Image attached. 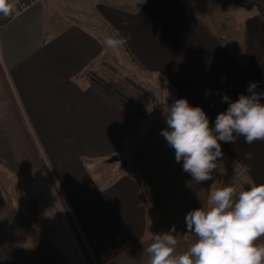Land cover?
<instances>
[{
  "label": "crops",
  "instance_id": "0c3cea01",
  "mask_svg": "<svg viewBox=\"0 0 264 264\" xmlns=\"http://www.w3.org/2000/svg\"><path fill=\"white\" fill-rule=\"evenodd\" d=\"M53 1L66 8L60 17L46 23L49 7L34 0L17 12L19 29L14 25L15 30L0 35V163L10 176L23 179L37 226L57 246L63 262L20 244L0 251V264H102L115 255L107 264H148L146 249L153 237L138 187L127 169L119 173L121 162L108 159L129 151L156 118L132 154L159 210L153 234L173 226L183 234L186 214L208 209L212 180L196 184L183 171V161H175L174 149L160 135L167 128L163 114L137 121L75 78L103 65L136 84L128 75L139 70L171 92L152 112L159 103L164 111L165 105L186 99L201 107L214 127L217 114L228 107L221 94L234 102L239 94L248 95L249 82L262 79L252 76L253 56L241 39L252 24V2ZM120 36L131 37L120 51L105 44L107 37ZM221 149L238 167L251 169L244 178L234 177L235 182L264 184V141L247 145L241 137L235 144L221 142ZM84 159L93 163L86 166ZM233 179L222 188L233 186L238 193ZM2 196L0 187V210ZM196 239L179 241L176 254ZM256 244L264 245V236Z\"/></svg>",
  "mask_w": 264,
  "mask_h": 264
},
{
  "label": "clouds",
  "instance_id": "9594fccd",
  "mask_svg": "<svg viewBox=\"0 0 264 264\" xmlns=\"http://www.w3.org/2000/svg\"><path fill=\"white\" fill-rule=\"evenodd\" d=\"M11 0H0V16L8 18L14 11ZM131 37H107L105 44L118 49ZM226 78L222 77L221 82ZM258 82H249L248 95L239 94L233 102L221 94L228 107L218 113L214 127L201 107H192L186 99L166 106L163 117L167 128L160 131L175 151V161H183L182 169L199 184L213 179L212 172L222 160L221 142L235 144L239 138L247 145L264 141V92H257ZM208 96V93H205ZM251 159L252 154L246 153ZM247 173V165H239ZM210 207H200L185 216L186 231L151 234L147 247L148 264H264V245L256 241L264 236V184L250 186L237 193L233 186L216 190L210 197ZM175 233V234H174ZM188 249L176 254V245L191 241Z\"/></svg>",
  "mask_w": 264,
  "mask_h": 264
},
{
  "label": "trees",
  "instance_id": "16d2710c",
  "mask_svg": "<svg viewBox=\"0 0 264 264\" xmlns=\"http://www.w3.org/2000/svg\"><path fill=\"white\" fill-rule=\"evenodd\" d=\"M32 1L34 0H11L15 5V9L8 18L0 16V27L7 25L18 11ZM75 79H82L85 81L88 86L98 92L102 97L137 121H146L154 109L155 105L152 97L147 94L142 87L119 75H115L110 69L103 65H94L76 76ZM155 120L156 118L154 117L129 151L124 155L117 156L118 161L121 162L119 173L121 170L127 169L128 176L134 180L138 187L141 205L146 212V224L149 234H153L154 232L155 224L159 218V210L146 180L132 162V154L146 139ZM222 152L224 154L223 156L230 164L219 167L216 170L208 195V208L210 207L209 201L211 195L216 190L222 188L224 181L228 180V178L233 179L235 177L234 179H236L235 174L229 167L230 165L236 168L241 177H245L244 172L240 170L232 158L228 157L224 151ZM92 163V160L84 159V164L86 166ZM234 179L233 182L239 190L244 189L246 185L249 186L248 179L241 180L238 183L235 182ZM0 187L5 199V205L0 210V251L10 250L20 244H26L35 251L51 254L59 263H62V257L57 246L49 241L37 226V218L31 209L26 188L21 185L18 189V204L14 206L13 202L8 197L7 189L1 181ZM151 234L150 236H152ZM114 257L102 264H107L109 261L113 260Z\"/></svg>",
  "mask_w": 264,
  "mask_h": 264
},
{
  "label": "rangeland",
  "instance_id": "374dc122",
  "mask_svg": "<svg viewBox=\"0 0 264 264\" xmlns=\"http://www.w3.org/2000/svg\"><path fill=\"white\" fill-rule=\"evenodd\" d=\"M17 1V0H16ZM253 5V9L251 11L252 16V24L249 29H246L243 34H241V39L244 41V46L249 48V51L251 52L253 56V66H252V76L254 78H258V76H261V82H259L258 79H255L254 82H258V87L264 88V0H250ZM57 2V1H56ZM59 5H56V3L53 0H40L39 6L43 7L48 6L49 8L45 11V20L46 23L51 21L55 17H60L62 14L61 10L65 9L61 3L57 2ZM69 6V3L67 4ZM18 13L15 14V18H13L11 21L12 24H9L8 28H2L0 27V35L1 38L4 34H7L9 32H12L16 28H12L14 25L17 26L19 29L20 25L18 22V19L16 18ZM256 18L259 20V23L257 22L258 29H255L256 23H254V20ZM25 20V18H24ZM10 21V22H11ZM65 21L60 20L59 24L65 25ZM68 23V22H67ZM118 51L119 48L117 49ZM135 69V68H134ZM113 72V71H111ZM115 75H117L115 72H113ZM132 80L137 81L136 84L141 86L146 90V92L152 97V100L154 102V105H156L158 102L165 103L169 99L168 96L171 95V92L168 90V87L163 84L159 79H155L153 76L142 74L141 71L136 70L130 71V74L128 75ZM168 99H167V98ZM167 105H165L166 107ZM157 109L154 110L151 114V119L158 115L163 114L164 111H160L162 109V105L159 103L156 107ZM165 109V108H164ZM163 109V110H164ZM150 119V120H151ZM27 126L29 124L27 123ZM224 163L230 164L226 159H223ZM110 167V166H109ZM108 167V168H109ZM232 171L235 173V176H239V173L237 172L236 168L232 165L229 166ZM4 166L0 163V181L5 186L8 192V197L13 202L14 206H17L18 204V189L22 185V178L18 176H10L5 170ZM94 174H97L96 172ZM3 199V196H2Z\"/></svg>",
  "mask_w": 264,
  "mask_h": 264
},
{
  "label": "water",
  "instance_id": "95a60500",
  "mask_svg": "<svg viewBox=\"0 0 264 264\" xmlns=\"http://www.w3.org/2000/svg\"><path fill=\"white\" fill-rule=\"evenodd\" d=\"M117 160H118L117 157H111V158L108 159L107 162L111 163V162H114V161H117ZM248 188H249L248 185H246V186L244 187L245 190H247Z\"/></svg>",
  "mask_w": 264,
  "mask_h": 264
}]
</instances>
